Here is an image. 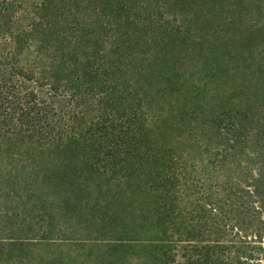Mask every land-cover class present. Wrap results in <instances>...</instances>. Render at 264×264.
I'll list each match as a JSON object with an SVG mask.
<instances>
[{"label": "trees", "instance_id": "obj_1", "mask_svg": "<svg viewBox=\"0 0 264 264\" xmlns=\"http://www.w3.org/2000/svg\"><path fill=\"white\" fill-rule=\"evenodd\" d=\"M128 2L0 0V264H34L45 242L112 244L113 264H264V77L196 126L188 109L182 136L156 132L143 77H122L145 45ZM43 38L48 79L26 56Z\"/></svg>", "mask_w": 264, "mask_h": 264}, {"label": "rangeland", "instance_id": "obj_2", "mask_svg": "<svg viewBox=\"0 0 264 264\" xmlns=\"http://www.w3.org/2000/svg\"><path fill=\"white\" fill-rule=\"evenodd\" d=\"M128 5L144 19L138 24L141 34H145L140 39L145 45L132 44L133 49L126 52V58L123 56L129 66L122 69V77L130 76L132 82L143 77L138 91L146 96L143 99L149 118H153L149 121L156 132L161 129L169 137L182 136L184 128L176 133L173 130L189 121L188 109L194 112L190 121L196 126V122H203L201 109L211 111L230 103L238 106L244 102L245 89L251 94L258 92L264 77V0H129ZM120 26L113 21V44L118 39L114 30ZM42 40L44 44L38 43L26 56L32 66L39 63L40 72L48 79L51 52L46 45L48 39ZM29 86L36 92L45 91L36 84ZM90 98L86 95L84 102ZM92 107L88 104L86 110L92 111ZM194 133L191 144L185 147L198 146L197 132ZM96 236L101 235H93ZM110 245L93 244L78 250L45 242L34 248L32 258L34 264H65L70 252L82 251L81 264H100L104 259L113 264ZM126 254L133 260L136 254L142 262L146 259L144 250Z\"/></svg>", "mask_w": 264, "mask_h": 264}]
</instances>
